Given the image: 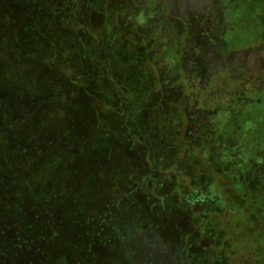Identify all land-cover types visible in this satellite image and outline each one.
<instances>
[{"label": "trees", "instance_id": "16d2710c", "mask_svg": "<svg viewBox=\"0 0 264 264\" xmlns=\"http://www.w3.org/2000/svg\"><path fill=\"white\" fill-rule=\"evenodd\" d=\"M214 1L0 0V264H264V120L243 131L238 103H224L234 90L228 81L195 83H205L224 48L227 27ZM240 1L264 27V0ZM111 14L127 15L145 37L151 67L170 53L175 65L155 70L141 107L137 91L118 85L123 137L134 141L115 152L106 141L100 154L83 142L92 135L64 114V101L79 92L67 81L94 68L82 53L92 65L109 53L110 67L118 64L104 20ZM174 84L189 92L176 103L164 94ZM174 106L185 115L176 143L157 128ZM226 107L225 130L207 133L210 116ZM191 138L231 157L218 178L210 159L187 161ZM140 144L156 151L153 161ZM123 154L133 173L119 185L130 172ZM100 177L116 190L111 196L98 193Z\"/></svg>", "mask_w": 264, "mask_h": 264}, {"label": "rangeland", "instance_id": "374dc122", "mask_svg": "<svg viewBox=\"0 0 264 264\" xmlns=\"http://www.w3.org/2000/svg\"><path fill=\"white\" fill-rule=\"evenodd\" d=\"M213 5L217 9L216 17H214L227 27L223 35L224 48L217 56L213 54L209 57H217L215 59H218L216 62L218 67H211V64L206 67V71L202 75L206 80L205 83L198 78H195V83L196 85L203 86L205 84L214 87L218 85V80L223 81V83L228 81L234 90L230 94H222L224 103L229 106L238 103L241 111L242 130L250 131V128L257 122L264 120V40L261 37L264 27L260 24L258 17L253 15L254 13H250L245 2L240 0H234V2L233 0H215ZM111 15L113 17L105 15V19H103L108 24L107 27L113 29L110 37H108L111 40L108 48L110 49L112 46L116 48L115 51L119 55L118 64L116 67H110V57L112 55L108 51V56L107 54L104 55L100 62L93 65L90 60L85 59V54L82 53L80 61L86 67H94L89 70L90 72L86 76H93L95 79L88 78L87 80V77L81 74L71 81H67V85L77 88L79 92L75 97H70L64 101L66 104L64 114L72 115L73 120L75 119V122H78L81 128L92 135L91 138L84 139L83 142L92 147V150H98L100 154L108 149L107 145H104L106 141H109V150H114L113 152L122 151L123 146L129 149L130 143L134 141L129 134L126 138L123 137L125 128H121V125L124 122L125 111L123 105L121 106L117 99L125 98V95L123 91H119L118 85L123 84L124 88L137 91V105L134 106L141 107L142 104L147 103L150 92L153 91L157 83L155 70L156 72L166 73L171 71L175 65L174 56L170 53L165 57L160 56L156 68L151 67L147 54V44L149 43L145 37L137 32L129 22L126 23L124 17L128 21L129 17L127 15ZM69 63L64 61L62 66L65 68ZM98 85L101 86L100 91L96 89ZM164 94H167V97H172L170 100L174 102L180 100L181 97H185L189 92L183 89L180 84H174L171 89L164 91ZM236 98L240 101L236 102ZM174 108L176 109L169 113V117L165 119L166 122L162 123V128L161 126L157 128L158 131H164L165 134L172 132L171 141L176 143L177 139L174 135L181 131V123L185 120V115L179 108L175 106ZM194 108V103L189 101L188 109L194 111ZM229 117V107L212 114L210 121L213 123L210 126L207 125L205 130H207V133L213 132L215 136L221 135L220 132L225 130ZM109 122L112 125L107 131L105 128L107 126L104 125ZM140 140L141 143L147 142L145 139L140 138ZM140 146L146 149V152L143 153L145 159L148 162L153 161L156 151L153 149L147 150L146 144H140ZM187 147L188 150L185 154L187 161L196 162V160H203L202 158L210 159V164L213 166L211 172L216 178L219 177L218 171L224 170L231 161V157L228 155L219 156L217 152H209L206 143L198 141V139H189ZM124 151V153H127L126 150ZM107 161L108 163H114L116 158L112 162L110 158ZM119 162L120 165L128 167L126 171H130L129 174L124 172L119 185L120 183H126V181L127 183L131 182L133 173L131 169L133 167L128 155L123 154ZM94 164H100L99 160L94 161ZM212 173L209 176L213 177ZM104 181L105 177H100L97 181L101 189L98 193L101 196H111L116 190L113 187L108 188Z\"/></svg>", "mask_w": 264, "mask_h": 264}]
</instances>
